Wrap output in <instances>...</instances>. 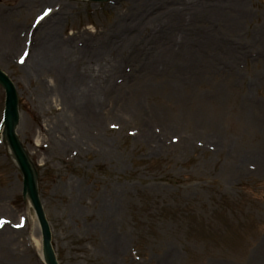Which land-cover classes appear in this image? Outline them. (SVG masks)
Listing matches in <instances>:
<instances>
[{"label":"rangeland","instance_id":"rangeland-1","mask_svg":"<svg viewBox=\"0 0 264 264\" xmlns=\"http://www.w3.org/2000/svg\"><path fill=\"white\" fill-rule=\"evenodd\" d=\"M0 20L58 264H264V0H0ZM4 101L0 264H44Z\"/></svg>","mask_w":264,"mask_h":264},{"label":"water","instance_id":"water-1","mask_svg":"<svg viewBox=\"0 0 264 264\" xmlns=\"http://www.w3.org/2000/svg\"><path fill=\"white\" fill-rule=\"evenodd\" d=\"M94 2H102L105 0H89ZM0 84L5 91V111H4V129L7 143L10 151L16 160L18 167L23 176V194L27 196L32 204L41 231L42 247L46 259V264H57L55 255L50 245V231L48 224L44 218L38 196L36 193L34 174L28 160L26 159L14 134V122L17 117V101L14 86L8 77L0 71Z\"/></svg>","mask_w":264,"mask_h":264},{"label":"bare ground","instance_id":"bare-ground-1","mask_svg":"<svg viewBox=\"0 0 264 264\" xmlns=\"http://www.w3.org/2000/svg\"><path fill=\"white\" fill-rule=\"evenodd\" d=\"M48 21H50V22L46 25L47 28H46V30L44 32L45 33V37H47L49 35L52 36V34L54 33V30H55V24L57 23L56 21L54 22V19H49ZM0 24H1V20H0ZM2 33L3 32L0 31V35L1 36H2ZM44 38H41L40 40H36L37 45L34 44L32 46V48H31V50H30L31 54H30V58L29 59L31 61L30 62V68L32 70H36L37 67H39L41 63L42 64H44L45 62L48 63V61H46V60L49 59V56H50L49 60H52V59L55 60L56 55L53 54V52H51L52 48H54V47H52L53 44H52V42H51V44H49L48 41L45 40ZM17 44H18V42H17ZM54 44H56V43H54ZM45 45H47L49 47H46L47 51H45L44 54H43V46H45ZM50 47H52V48H50ZM52 61H49V63L52 64ZM54 87H55L54 90L56 91L57 95L60 96V92H59L58 87L56 85H54ZM81 120H82L83 123L91 121L90 119H88L86 117H83V115L81 117ZM66 140H68V139H66ZM59 142L61 144V143H67L68 141H59ZM10 154L12 155L11 152H10ZM34 243L36 244V247L38 249V252L40 254V257H41L43 263L46 264V259H45V255H44V252H43V249H42V245L39 244L36 241H34Z\"/></svg>","mask_w":264,"mask_h":264},{"label":"snow or ice","instance_id":"snow-or-ice-1","mask_svg":"<svg viewBox=\"0 0 264 264\" xmlns=\"http://www.w3.org/2000/svg\"><path fill=\"white\" fill-rule=\"evenodd\" d=\"M45 15H47V13H45Z\"/></svg>","mask_w":264,"mask_h":264}]
</instances>
